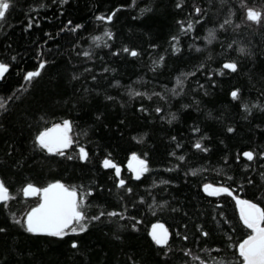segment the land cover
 <instances>
[{"label":"trees","instance_id":"obj_1","mask_svg":"<svg viewBox=\"0 0 264 264\" xmlns=\"http://www.w3.org/2000/svg\"><path fill=\"white\" fill-rule=\"evenodd\" d=\"M196 7L202 9L200 16ZM247 9L264 11V0H14L0 20V62L10 64L0 79V98L18 97L0 111V180L16 197L7 209L0 206V227L7 229L0 233V264H199L192 255L208 264H242L238 245L251 230L240 221L235 199L207 196L201 186H230L233 196L264 208V157L259 155L264 153V19L260 24L247 21ZM113 12L110 22L96 19ZM29 17L39 27L34 23L26 31ZM226 20L230 23L221 29ZM178 21L185 27L192 21L193 29L182 33ZM77 24L82 27L70 31ZM210 30L215 36L211 42ZM173 36L180 37L175 53ZM125 47L138 55L125 53ZM161 56L164 62L154 65ZM41 60L47 61L41 74L24 81ZM226 61H235L237 71L222 69ZM234 89L240 90L236 100L230 95ZM130 91L144 95L130 96ZM254 104L261 108H252ZM158 106L160 113L154 111ZM172 114L176 119L168 123ZM65 119L72 125L73 144L65 149L72 160L33 149L38 129ZM193 127L200 131L194 133ZM133 137L143 140L137 143ZM197 141L209 151L193 148ZM79 146L89 152L87 161L76 158ZM245 151L256 154L253 161L243 157ZM132 152L148 160L150 170L139 181L127 166ZM172 152L185 160L178 161ZM105 158L120 167L132 195L115 187L114 169L102 166ZM57 180L78 192L93 190L85 201L89 215L100 208L124 212L126 207L124 215L140 221L136 230L127 219L103 218L86 233L59 239L33 236L12 223L13 213L23 220L39 201L22 197L25 184L42 187ZM165 202L163 208L156 206ZM155 222L169 230L167 256L148 236ZM197 225L209 235L200 236ZM74 239L77 249L70 246ZM187 250L192 255L186 256Z\"/></svg>","mask_w":264,"mask_h":264},{"label":"snow or ice","instance_id":"obj_2","mask_svg":"<svg viewBox=\"0 0 264 264\" xmlns=\"http://www.w3.org/2000/svg\"><path fill=\"white\" fill-rule=\"evenodd\" d=\"M55 2V0H53ZM67 0H60L61 4L66 3ZM134 2V0H133ZM14 7V0H0V20L6 19L7 14L9 13V10ZM40 7H44L43 4L40 5ZM175 7L177 9L182 8V3H176ZM150 10V9H149ZM119 11V9H117ZM194 13L196 16H200L202 14V9L200 7H196L194 9ZM115 15V12L108 16H98L96 17L97 20L101 21H112L113 16ZM262 19H264V11H254L252 9L246 10V20L254 22L256 24H260ZM195 23H200V20H195ZM35 23L36 27H39V22L34 21L33 18L29 17L27 20V26L25 30H29L33 27V24ZM69 25L71 24V21L68 22ZM230 23V21L226 20L224 24L220 25V28L223 29L226 24ZM178 24H180V31L182 33H187L188 31L193 29V22L190 21L187 24V27L184 26V23L182 21H178ZM67 28V25L65 26ZM82 25L77 24L74 28H71L70 31L75 32L77 29L81 28ZM239 27V26H237ZM61 31H64V29H61ZM45 35H49L48 33H45ZM105 35L111 39L112 33L106 31ZM51 38V37H49ZM214 31L210 30L208 33V41L211 42L212 39H214ZM172 41L174 42L171 47V51L173 53L179 51V49L176 48L175 42H178L180 37L179 36H173L171 37ZM94 41H98L99 37H93ZM235 43V42H233ZM107 46V44H105ZM153 47H155L153 45ZM229 48H232V44L228 45ZM197 51H200V49H196ZM125 53H128L132 57H135L138 55V52L135 49L129 50V48L125 47L123 49ZM239 52L245 53V48H239ZM39 55V53H38ZM83 55L85 57L90 56V53L84 52ZM113 55H118V53H113ZM16 57H11V60H15ZM165 57L161 56L159 58V62L154 61V65H161L164 62ZM47 64L46 60H41L39 62V67L34 71H27L23 79L26 82H32V80L35 77H38L41 73L40 70L44 69ZM10 64L7 62H0V79L5 77V74L9 71ZM203 68L204 66L201 65ZM222 69L228 70L231 72H236L238 65L235 61H226L221 66ZM86 71H90V69H86ZM107 71V70H106ZM218 74H223L222 71H220ZM73 79H77V77H73ZM93 80L96 79L95 76L92 77ZM177 83L181 84L182 81L178 78ZM201 87H203L201 85ZM239 89H234L230 95L233 100H236L239 98ZM174 94L175 91H174ZM130 96H142L143 93L138 92H129ZM154 95L159 96V93H154ZM18 97H12L9 96L7 101H5L3 98H0V111H6V104L13 100L17 99ZM161 99H164V97H160ZM107 99L111 100L112 97H107ZM151 99V97H149ZM187 107V105L185 106ZM242 108L245 112H251V109L247 104H243ZM252 108H261V105L254 104L252 105ZM264 110V109H262ZM141 112L146 111L145 108H140ZM156 113H160L162 111L161 107H156L154 109ZM176 119L175 114H172L170 119L168 120V123H171L173 120ZM71 121L65 119L61 123H54L51 127H43L42 129H38L36 135L32 139L33 143V149L39 150L41 152H45L48 155L51 156H60L65 157L68 160H72V156H66L65 149L69 148L73 144V139L69 136V132L71 129ZM192 131L194 133H198L200 131L199 128L193 127ZM229 133L233 132V129L229 127L227 129ZM134 140L137 141V143L142 142L143 137L137 138L133 137ZM172 140L175 141L176 138L172 137ZM193 148L196 150L202 151V152H208L209 149L203 147L202 143L200 141L195 142L192 145ZM176 148H181V145L179 143L176 144ZM170 155L175 156L178 161H184L185 157L183 155L177 156L176 152L170 153ZM243 157H245L248 161H253L255 157V153L252 151H245L242 153ZM260 156L264 157V153H259ZM145 156L147 154L145 153ZM80 161H87L89 158V152L87 151L86 147L79 146L78 147V156L76 157ZM240 156H237V160L239 161ZM102 166L105 169L111 168L115 171V177L118 181L116 183L115 187L117 189H121L125 191L128 195L133 194V189L131 187H128V182L121 178V169L118 167L115 163H113L110 159L105 158L102 161ZM128 168L133 173V176L131 177L134 180L139 181L141 177L148 172L150 169L148 167V160L142 159L137 153L132 152L129 157V164ZM166 171H173L172 168L166 169ZM191 175L196 176L197 171L191 170ZM228 180H233V177H228ZM249 183H252L251 180L248 181ZM162 184H168L169 181L162 180ZM202 191L207 196H219L221 194H225L227 196L233 197L236 201V205L239 209V216L240 221L242 222L243 226L247 229L251 230V234L248 235L246 239H244L242 242L238 245V253L239 257L242 259V264H264V208H261L257 203H253L251 200H242L235 196H233V190L230 186H214L210 183H204L201 186ZM24 197H30V196H38L40 199V202L35 206L32 207L29 211L25 213L24 219H16L15 213L11 215L12 223L15 225H19L24 232L31 234L33 236H46V237H55L59 239H63L65 236L69 235V233L74 234L76 236H79L81 233H86L89 230V226L98 221H102L103 218H108L111 220L112 218H119L120 220H129L132 221L130 227L133 231L136 230V225L140 223V221L136 220L135 217H126L124 215V212L127 211V208H124V212L120 211H107L106 209L100 208L97 214L89 215L87 212V205L85 204V201L87 197L93 195L92 189H87L85 191H80L76 188H68L63 183H61L59 180H57L54 183L48 184L46 187L40 188L35 186L32 183L25 184L21 190ZM16 199V197L12 196L9 190V187L6 185L4 180H0V206H3L5 209L9 206V201ZM121 199L123 200L124 197L121 196ZM139 204H143L144 200L141 198V200L138 202ZM167 202L163 204L156 205L157 207L163 208L165 207ZM135 206V205H134ZM218 208L222 207L221 205H217ZM149 208H153V205H149ZM172 211H178L177 209H172ZM155 214V213H154ZM185 215H187L185 213ZM221 216H223V213H220ZM224 223H227L225 220ZM121 227H123L121 225ZM186 227V226H185ZM197 232L202 237H207L209 235L208 232L204 231L202 226L197 225L196 226ZM7 229L5 227H0V233L6 232ZM148 236L151 239V242L157 246L160 251L163 252L165 256L168 255V251H165V249L169 245L170 240V233L169 230L165 227L162 223H155L152 225L151 231L148 232ZM176 236L180 237L181 233L179 231L176 232ZM119 238V237H117ZM182 239L187 241L189 239L188 235H183ZM72 249H77L79 247L77 240H72L71 243ZM170 251V249H169ZM215 251L219 252V249H216ZM186 256L192 255L190 250H187L184 252ZM192 259L194 261H199V264H208V261L201 258L198 255H192ZM134 264V262H133ZM163 264H167V261H164ZM213 264H223L222 261H214Z\"/></svg>","mask_w":264,"mask_h":264},{"label":"water","instance_id":"obj_3","mask_svg":"<svg viewBox=\"0 0 264 264\" xmlns=\"http://www.w3.org/2000/svg\"><path fill=\"white\" fill-rule=\"evenodd\" d=\"M128 164H129V160H128ZM128 164H127V166H128ZM130 171H131V170H130ZM131 173H132V172H131ZM132 175H133V173H132ZM55 182H56V181H55ZM52 183H54V182H52ZM49 184H50V183H49ZM47 185H48V184H47ZM47 185L42 186V187H40V188L46 187ZM64 185H65V184H64ZM65 186H66V185H65ZM66 187H68V186H66ZM68 188H69V187H68ZM70 189H71V188H70ZM22 197H24L23 194H22ZM33 197H36V196H30V197H24V198H28V199H29V198H33ZM38 198H39V197H38ZM39 202H40V199H39L38 203H39ZM38 203H37V204H38ZM37 204H36V205H37ZM36 205H34V206H32V207H35ZM32 207H31V208H32ZM31 208H30V209H31ZM30 209H28L27 211H29ZM24 216H25V214H24ZM23 219H24V217H23ZM155 223H161V222H155ZM155 223H154V224H155ZM162 224H163V223H162ZM151 228H152V226L150 227L149 231H151Z\"/></svg>","mask_w":264,"mask_h":264},{"label":"bare ground","instance_id":"obj_4","mask_svg":"<svg viewBox=\"0 0 264 264\" xmlns=\"http://www.w3.org/2000/svg\"><path fill=\"white\" fill-rule=\"evenodd\" d=\"M36 197H38V196H36Z\"/></svg>","mask_w":264,"mask_h":264}]
</instances>
